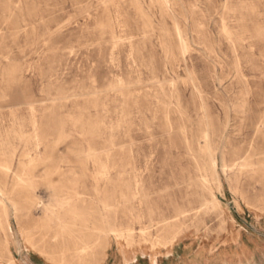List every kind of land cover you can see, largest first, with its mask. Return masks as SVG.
Segmentation results:
<instances>
[{"label":"rangeland","instance_id":"obj_1","mask_svg":"<svg viewBox=\"0 0 264 264\" xmlns=\"http://www.w3.org/2000/svg\"><path fill=\"white\" fill-rule=\"evenodd\" d=\"M0 264H264V0H0Z\"/></svg>","mask_w":264,"mask_h":264},{"label":"bare ground","instance_id":"obj_2","mask_svg":"<svg viewBox=\"0 0 264 264\" xmlns=\"http://www.w3.org/2000/svg\"><path fill=\"white\" fill-rule=\"evenodd\" d=\"M48 206V205H47ZM64 233V232H63ZM106 233H107V231H106ZM160 244V243H159ZM174 248V247H173ZM170 250H171V248H170ZM79 255V254H78Z\"/></svg>","mask_w":264,"mask_h":264}]
</instances>
